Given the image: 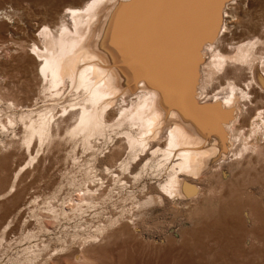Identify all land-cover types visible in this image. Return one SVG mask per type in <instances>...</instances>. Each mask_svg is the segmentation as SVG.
Wrapping results in <instances>:
<instances>
[{
  "label": "bare ground",
  "instance_id": "obj_1",
  "mask_svg": "<svg viewBox=\"0 0 264 264\" xmlns=\"http://www.w3.org/2000/svg\"><path fill=\"white\" fill-rule=\"evenodd\" d=\"M105 1L88 0L68 7L66 14L69 20H62L55 26L45 25L40 33L42 45L34 43L31 47L32 63L38 66L42 83L40 94L53 99V108L48 112H35L31 105H23L11 93L5 95L2 90L7 88V83L1 79L0 128L12 131V142L15 144L17 127L19 124L24 126L20 140L23 149L19 145L22 153L18 154L25 160L28 158L26 164H18L20 167L17 166L18 170H15L5 194L15 196L20 176L30 167L35 170L39 168L43 148L45 151L60 150L65 144L81 140L83 151L90 150L92 154L89 159L81 160L75 154L76 149L71 151L73 167L82 172L80 181L79 176L73 174L75 170H71L69 174L72 175L67 178V185L74 189V194L61 200L53 196L42 204L36 199L25 204L29 215L23 220L20 231L16 229L18 232H12L11 238L9 231H12L13 221L6 223L0 246L10 250L17 242L29 244L26 248V243H23L27 255L18 256L10 264H107L105 259L109 252L113 256L111 264H116L122 257L114 252L115 249L119 252L118 242L122 240L125 243L136 238L140 221L147 217L149 206L163 205L172 200L176 207L180 204L190 206L186 210L191 216L196 215L203 208L205 196L215 190L213 181L220 183L221 191L230 188L233 180L244 183H241L242 189L245 186L244 191L250 196H247L248 199L243 196L246 199L243 201L234 198L228 202V208L238 212L235 220L240 224L241 221L252 223L258 219L254 193L248 185L264 181V22H250L254 23L252 30L245 24L243 29L252 33L251 36L234 42L232 36L229 38L232 24L228 20L233 10L249 0H231L226 5L218 35L214 41L206 44L209 48L205 55H209V58L205 57L206 60L200 65L199 73L203 72V76L199 75V82L209 84L219 79L223 91H228L227 97L214 103L231 113L229 119L223 113L191 116L190 119L179 101L167 99L146 77H142L144 70L126 42L128 36L137 31V45L152 55L149 48H156L155 42L160 41L159 29H163L162 25L158 26V11L150 7L149 20L146 17L136 20L134 11H129L136 0H112L107 10L102 7ZM258 2L257 7L264 9V0ZM97 15L98 25L92 27L91 20ZM239 17L233 15L238 20L235 21L236 25L241 24ZM143 25L149 30H143ZM201 51H205L204 48ZM257 55L261 56V65L255 63ZM247 69L251 76L245 88L240 87L237 80L243 81L241 77ZM224 81L226 86H223ZM256 84L262 91L258 90ZM67 88H71V91L65 97ZM199 90L196 89L197 100L209 104L208 99L198 97ZM209 92L208 95L211 94ZM61 100L63 102H59ZM55 102L61 106V115L56 113ZM249 104L253 106L245 112L244 108ZM111 132L120 136L122 144H114L108 147L109 152H105L100 143L102 139L107 140ZM37 146L39 148L35 150ZM150 152L151 157L148 156ZM13 154L12 151L3 156L0 166L5 162L7 164L11 157L14 159L16 156ZM146 156L149 158L144 161L143 157ZM230 159L226 165L225 162ZM100 163L104 164L100 167ZM139 164L142 167L135 173L134 169ZM122 174L126 177L122 178ZM108 175L128 193L135 190L133 185L129 186L133 180L135 185L141 183L144 201L132 193V207L128 212L123 210L106 217L105 205L110 199V190L103 177ZM129 175L135 176L129 178ZM152 181L158 185L150 184ZM202 181H209L212 185L207 190L204 188L205 191ZM261 183L263 186L264 182ZM3 196L0 193V199ZM191 196L195 197L190 200ZM129 212L131 216H128ZM20 213L21 210L14 214V219ZM261 218L264 221V217ZM116 245L119 247L116 248ZM135 263L138 264L137 259Z\"/></svg>",
  "mask_w": 264,
  "mask_h": 264
},
{
  "label": "rangeland",
  "instance_id": "obj_2",
  "mask_svg": "<svg viewBox=\"0 0 264 264\" xmlns=\"http://www.w3.org/2000/svg\"><path fill=\"white\" fill-rule=\"evenodd\" d=\"M87 1L88 0H0V83L1 79H5L4 83L8 84H6L7 88H5L4 91L2 90L4 94L6 93L5 95H9L8 93H11V95L15 96L23 105H31L30 108L34 109L35 112L38 113H45L48 112L49 109L53 108V99L50 96L40 94L42 83L38 75V66H34L32 63V57L30 54L32 49L31 47L34 43L39 44V46L42 45L43 39L41 38L40 33L45 25L55 26L62 20L68 21L70 17H68L66 14L67 8L74 6L76 3L82 4ZM111 1L112 0H106L102 6L103 9L106 8L105 10H107L109 6H111ZM235 1L236 0L233 2ZM258 3V0H249L246 1V3H242L241 6L239 5V8H236L235 11L231 10L233 14L228 16V20L232 24L230 25L232 29L229 31V38L232 36L234 38H232L234 42L246 39L251 36L252 33H249V31L248 33L244 31L243 28L245 24V26H250L251 29L250 27L249 29L252 30V24L254 25L256 22H264V9H262L260 6L257 7ZM228 5L229 4H227V6ZM105 10H103V12ZM233 15H238V17L240 16L239 20L241 24H237L238 27L236 25L238 20L233 18ZM98 19L99 16L97 15L91 20L92 27L98 25ZM254 20L256 22H254ZM224 30L225 29H223V31ZM232 30L234 33H232ZM232 34H234V36ZM241 34L244 36L242 37ZM205 46L206 47H203L205 51L202 52L203 62L209 58V55H205L206 51L208 52L209 47L208 45ZM205 57L207 58L204 59ZM257 57L259 58L261 56L257 55ZM258 58V61L256 60L255 63L261 65L260 58ZM249 72L250 70L248 69L243 72L244 78L241 77L243 81L241 79V81L237 80L240 87H244L245 83L249 80V77L251 76ZM200 75L202 77L203 72ZM218 82H220L219 79H216L209 84H207L206 81L198 82L197 88L200 89L198 97L202 100L208 99L207 103L210 104L220 101V98L222 100V98L227 97L229 95L228 91H223V87H221V84ZM224 83L225 81L223 84ZM223 86L226 85L224 84ZM256 86L258 90L262 91L258 84H256ZM207 87L209 89H207ZM70 91L71 88L65 89V97L69 95ZM207 92L211 94L208 95ZM69 98L71 99L70 96ZM59 102H63V100ZM59 102H55L57 105L56 113L59 112L58 115H61V106L58 105ZM251 106L253 105L249 104L246 108H244L245 112L247 111V108ZM160 119H162V117ZM163 121L165 122V119ZM22 126V124H19L17 127V136L14 138V141L17 143L15 144L12 142V131H4L2 128H0V160H2L3 156L6 154L8 155L9 152L12 151L15 153L13 155L16 156L14 159L11 157L7 164H5L6 162H3L7 169L5 168L4 164L3 166H0V173L2 172V174H0V179L3 181L1 183L0 180V193L4 194L3 198L0 199V237L4 226H6V223L9 222V220L13 221V228L12 231H9L11 233L10 237L9 233H7V236L11 238L13 237V231H20L23 220H25L29 215V210L27 208L26 210L24 205L31 200L36 199L37 202L42 204L44 201L53 196H58L61 200L67 195L74 194V189H71V187L67 185V178L71 177L72 175L69 174L70 171L75 170L73 174L78 175V179L80 181L82 179V172H79L80 169L78 170L77 167H73V160L70 156L72 149H76L75 154H77L81 160L89 159L92 156L90 150L83 151L81 140L68 143V145L65 144L60 150L51 149V151L50 149L46 148V152L45 148H43L41 151V154L43 155L40 159V162L38 163L39 168H37L38 165L36 166L37 170L30 167L28 171L22 174L17 180V194H15V196L7 195L5 193L9 188L8 186H10L12 183V178H14L15 172L18 170L17 166L20 167L21 165L26 164V160L28 159L26 158L25 160V157L21 158L20 154L22 152L19 151L21 150L19 145H21V148L23 149V144L20 142L22 138L21 134L23 136L24 131V126ZM109 138H112L113 141ZM109 138L107 140L102 139L101 143L99 142L105 152H109L110 148L114 144H122L120 136L116 132H111ZM38 146L35 148V150L39 148ZM19 152L20 154H18ZM148 156L151 157V152L150 154L148 153ZM148 156L143 157L144 161L149 158ZM11 159L13 162L15 160V162L13 163ZM43 159H45V162H42L44 161ZM231 160L232 159L227 160L225 164L228 165ZM18 164L21 165L19 166ZM103 164L104 163H100L99 166L101 167ZM2 167H4V169ZM141 167V164L136 166L134 172H139ZM1 168L2 170L6 169V171L3 172ZM134 176L135 175H129L128 177L132 178ZM121 177L125 178L126 175L122 174ZM103 178L106 182L105 185L109 186L108 189L110 190V199H108L107 204L105 205L107 206L105 207V213H108L106 217L115 213L119 214L123 210L128 212L132 207L133 201L130 196L132 193L139 195V198H143L144 201L145 196L143 194V185L140 187L141 183L135 185V181L133 180L129 186L133 185L136 191L132 189L133 192L128 193V191H125L121 188L120 184H115L111 175L104 176ZM148 178H150V176H148ZM129 181L131 180L129 179ZM233 181L231 186L232 189L231 187H226L224 188L225 192L224 189L221 191L219 182V184L216 181L215 183L214 181L212 182V184H215L213 185L215 186V190L212 194L205 196V199H203V208H201L199 213H197L198 215L200 214L199 216L196 214L192 215L194 216L192 217L187 211L188 207L190 206H184L183 204H180L177 205L178 207H176V205L172 203V200L166 201L163 205L156 204L149 206L147 208V217H143V219L140 221V228L137 230L136 238L130 241L126 240L125 243L124 241L122 242V240H120L118 242L120 247L119 245H116V248H120V253L115 249V254L117 253V256L121 255L123 257L122 258L120 256L121 259L117 261L116 264H131L133 261L134 263L132 264H136V259L138 264H180L182 262L188 261H190L191 264H264V221L261 218V216L264 217V185L261 186V182L264 181H259V184L252 183L248 185L254 193L253 197L255 201H253L258 209L256 210L258 219L252 223H245V221H241V224L235 220L238 212L230 211V208H228V202L234 198L235 200L240 198V200L243 201L248 199L250 195L244 191L245 186L242 189V184L244 183L237 180ZM203 182L204 181L201 182L202 185L204 184L203 190H207V188L212 185L208 183L209 181ZM154 183L155 185H158L156 181L150 182V184ZM246 184L248 183L246 182ZM233 187H235L234 190ZM236 189L237 192L235 191ZM240 190H242L241 193L244 191L245 194L242 195ZM231 192H235V195H237V193L239 195L241 194V197L239 195L235 196ZM224 193L226 194V197L223 196ZM230 194L233 196L230 197ZM5 196L7 198H5ZM197 196L198 195H196V197ZM243 196H245L246 199ZM192 197L195 196L189 197L190 200ZM170 206L172 207L170 208ZM172 208L175 209L172 210ZM20 210V215L16 216L14 219V214H18ZM131 215L132 214L129 212L128 216ZM23 243H26L24 244L26 248L29 246L28 242H22V244H18L17 242V244L15 243L13 246L14 249L9 248L10 250L7 248L4 249V246H0V264H10L12 261H14V259H18V256L25 257L27 255V251H25L26 249L23 248L25 247L23 246ZM105 260L107 261V264H111V262H113V256H111V252H109L108 257Z\"/></svg>",
  "mask_w": 264,
  "mask_h": 264
},
{
  "label": "water",
  "instance_id": "obj_3",
  "mask_svg": "<svg viewBox=\"0 0 264 264\" xmlns=\"http://www.w3.org/2000/svg\"><path fill=\"white\" fill-rule=\"evenodd\" d=\"M230 1L136 0L129 10L134 11L136 20L141 17L149 20L150 7L158 11V26L162 25L163 29H159L160 41L155 42L157 49L149 48L152 55L137 45V31L128 36L126 44L144 70L142 77H146L167 99L179 101L190 119L191 116L216 113H223L227 119L231 117L229 111H223L215 103L203 104L198 101L196 93L203 62L201 50L218 35L224 9ZM142 29L149 30V27L143 25Z\"/></svg>",
  "mask_w": 264,
  "mask_h": 264
}]
</instances>
